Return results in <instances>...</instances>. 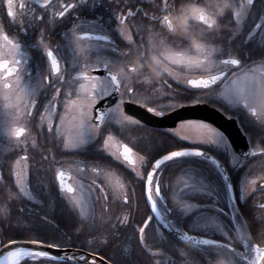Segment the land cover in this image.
<instances>
[{
    "label": "snow or ice",
    "instance_id": "snow-or-ice-1",
    "mask_svg": "<svg viewBox=\"0 0 264 264\" xmlns=\"http://www.w3.org/2000/svg\"><path fill=\"white\" fill-rule=\"evenodd\" d=\"M40 3V0H35ZM123 2V0H122ZM237 0H232L235 7ZM151 14L148 11H129L127 16L121 14L117 17L119 28H122L132 17L134 20L137 14L141 15L142 25L136 30V39L131 30L125 35L119 31L129 52L119 49L115 40L110 39L108 34L97 35L84 31L83 35H77L79 28L76 17L71 33H65L64 44L57 45L59 57L50 48L42 47L45 44V30L51 32L56 27L55 17H65L70 11H79L86 4V0H79V4L72 2H60L58 10H53L52 0H43L41 8H34L28 0H4L3 16L0 17V40L4 45L0 47V91L4 101V117L8 126V134L12 136L20 152L19 164L24 162L21 171L10 170V178L15 177L18 186L17 191L27 195L26 186L28 176H21V172L28 166L30 149L39 151L41 159L49 160L53 165V183L57 185L61 194H68L67 199L76 202V193L80 192L81 201L87 198L93 209V217L90 227H96L94 211L97 204L105 210L115 206V223L111 220L113 228L120 227L121 230L130 228L138 234L140 245L145 251L153 255L149 247L146 232L159 234L160 228L170 229V234L179 242L194 240L197 244L208 246L201 252V264H211L214 256L219 253L225 255L232 253L243 259H248L243 253L236 252V249L229 243H222L216 239H198L196 235H188L190 229H182L179 220L186 219L193 209L204 211L214 209L216 215L211 217L214 226H220V217L226 215L223 207H217L219 195L218 185L201 177L197 183L173 187L168 183L169 178L176 172H185L188 167H196L197 162L204 165H211L214 174L220 178V183L229 202L238 200L235 195L241 187L240 177H230L227 169L221 161L212 154V150L223 151L226 155L235 157L231 152V144L225 133L212 124L206 122V118L193 119L177 115L178 125L167 128L161 139L146 150L140 159V170H137L136 160L133 159L135 145L121 143L122 151H109L110 142L123 137L126 132L134 127H143L140 119L134 118L125 112L126 105H139L146 109L154 117L162 118L170 113H177L181 109H191L198 106H209L230 114H239L247 110L252 117L260 120L264 128V71L259 73L253 70V65L264 64V40L252 48H244V43L255 39L253 29L264 34V0H259L261 11L255 13L254 0H246V4H240V8L251 9L248 13L252 21V28L245 34V41L238 47L224 45L220 25L225 17L231 22L234 15L237 24L243 19L240 10L227 11L223 16L213 17L209 23L205 14H198L195 21L200 22L208 33L204 41H197L189 33L180 37L174 34L171 17L180 11L182 6L203 4L211 9L208 0H149ZM180 3L181 6L177 7ZM236 8V7H235ZM51 10V11H50ZM195 14V13H194ZM51 15L52 20L48 17ZM27 21V24L24 23ZM14 26L15 33H25L20 38H10L4 31L5 25ZM102 27V26H101ZM82 30V29H81ZM39 35V41L36 36ZM236 33L232 35L235 39ZM98 42H104L100 44ZM148 46L145 48V46ZM7 48V52L4 48ZM135 48L137 53L159 55L162 58L165 52L173 65L181 72L187 69H195L198 78H188L186 81L176 80L169 67H164V73L173 79L180 90L172 88V85L163 81L161 83L167 88L165 97L153 98L151 93L142 95L139 86L143 84L144 69H137L130 60L129 54ZM32 49H38L46 56V63L42 70L36 75L29 71L30 57L28 53ZM187 49V50H185ZM195 51L199 56L195 59L188 55V52ZM19 57V58H17ZM61 61L64 67H61ZM143 62V61H142ZM136 85V86H134ZM28 96V102H23L24 96ZM15 98V99H13ZM45 113H51L45 125ZM57 113L61 123H56ZM72 113V129L63 134V120ZM259 113V115H258ZM231 118V115L229 116ZM29 125H32L43 139V144L38 149L37 140L30 139ZM179 129L190 128L195 130L196 136L180 135ZM211 133L204 136L203 132ZM251 143V139H250ZM51 144L56 153L47 145ZM264 138L259 144H252L249 152L244 154V159L236 158L234 167L237 169L245 167L244 160L248 157H256L258 154L264 157ZM259 149V152L256 150ZM49 155H45L44 151ZM72 157L79 167L81 176L77 178L78 183L74 186L70 181L71 176L66 175L62 160L57 156ZM115 164L128 172L129 187L126 189L122 183L120 189H124L123 197L115 195L111 191L108 177L102 175L105 170L111 171V165ZM59 165L60 167H55ZM264 169V164L261 165ZM38 171V170H37ZM252 175V166L243 173L244 180ZM192 177H190L191 179ZM4 180L0 173V181ZM99 181V183H97ZM40 178L36 177L39 184ZM23 183L24 186H19ZM257 184L256 180L251 181ZM143 199L147 212L143 218L136 223H131L128 214L123 210L130 209L135 199L137 187ZM109 189V190H106ZM257 190L264 196V174L259 176ZM10 191V190H9ZM6 193L0 190V199ZM182 196L184 201L191 200L195 195H203L212 198L211 204H198L184 202L170 206V196ZM252 195V193H249ZM29 199L34 197L29 196ZM246 199V198H245ZM12 200L8 195L7 204ZM39 203V201H37ZM5 205L0 211L4 217L3 222L7 224L9 208ZM233 212L229 217L234 221L237 229H243L245 221L242 214L236 210L233 204ZM264 210V203L258 205ZM23 211V209H19ZM45 219V217H41ZM84 221H81L83 223ZM17 229L22 232L31 230L24 222H17ZM234 229L232 225L224 224L221 232L226 239ZM4 239L0 240V264H89L87 256L80 255H52L46 249L62 248L61 244L48 243L32 237L9 235L0 232ZM264 238V233L261 234ZM244 246L249 247L248 240L241 238ZM107 243V241H104ZM176 248L177 244L171 240L165 241L163 236L155 239L154 245ZM255 255L248 259V264H264V247L256 244L251 247ZM91 264H96L93 258Z\"/></svg>",
    "mask_w": 264,
    "mask_h": 264
},
{
    "label": "flooded vegetation",
    "instance_id": "flooded-vegetation-1",
    "mask_svg": "<svg viewBox=\"0 0 264 264\" xmlns=\"http://www.w3.org/2000/svg\"><path fill=\"white\" fill-rule=\"evenodd\" d=\"M245 1L246 0H237L235 5L236 9L241 11L243 17L239 25L237 24L234 15L231 18V22H229L227 17H225L223 23L220 25L219 30L222 33V42L226 46L230 45L232 47H238L241 44V42L245 41V34L248 32L250 28H252V21L248 17V13L252 10L240 8L239 6L240 4H244ZM28 2L34 8H36L38 10V14H40L39 10L41 8V4L43 3V0H40V3H36L35 0H28ZM60 2H64V3L72 2L79 4V0H52V4L54 6L53 10H58V6ZM184 2H187V0H184ZM208 2L211 3L212 0H208ZM254 4H255V13L258 15L261 11V4L259 3V0H254ZM3 5H4V0H0V17L3 16ZM180 6L181 4L178 3L177 7ZM137 10L148 11L151 14L152 9L149 0H123V2L122 0H86V4L83 7H81L79 11H74V12L70 11V13L63 18L58 16L54 18L56 27L53 28L51 32L45 30V44L42 47L50 48L59 57L60 53L57 52V45L64 44L67 42V40L65 39V33H69V34L71 33V31L73 30L72 21L75 20V18L78 16L80 17V20L78 21L79 28L76 29L77 35H83L84 31H89L92 32V34H97V35L108 34L110 36V39L115 40L116 44L119 46V49L121 51L129 52V48L126 46L123 39L119 36V31H123L125 35H127L129 30H131L134 35V39H136L137 38L136 30L142 25L141 15L137 14L134 20L132 19V17H128L127 22L122 28H119V31H118L119 21L117 17H119L121 14L127 16V13L129 11L137 12ZM48 19L52 20L53 17L49 15ZM24 23L27 24V21H25ZM172 23H173L174 34L177 37L182 36L179 32V27L177 22L175 20H172ZM191 24L192 26L190 28L189 34L193 36L197 41H204L208 38V33L204 30V27L200 24V22L192 21ZM4 31L7 34H9L10 38H20L23 35H25V33H20L19 36H17L15 33L14 26L10 27L7 24L5 25ZM234 32L236 33V37L235 39H232V35ZM253 32L255 33L256 38L251 39L248 42H245L244 43L245 49L255 47L260 43L261 40H264V34L259 33V31L256 29H253ZM39 39L40 37L39 35H37L36 40L39 41ZM98 43L103 44L104 42H98ZM3 45L4 42L0 40V47H2ZM147 47L148 46L146 45L145 48ZM4 51L7 52L6 47L4 48ZM136 53L137 52L135 48H133L128 58L130 60H133V56ZM28 55L30 57L29 71L33 75H36L38 70H42L44 68V65L46 63V56H43L42 52L38 49H32L28 53ZM188 55L193 59L199 56V54L196 53L195 51L188 52ZM149 56H151V54H147L145 59H147ZM165 66L169 67L170 71L172 72V75L176 78V80L186 81V79L188 78H198L195 69L190 70L186 68L183 72H181L175 65L172 64L171 61H166L164 63V67ZM61 67L62 68L64 67L63 61H61ZM252 67L253 70L257 73L264 71V64L262 63L255 64ZM144 72L145 75L144 77H142L143 84L139 86V91L142 93V95H148L149 93H151L153 98L165 97V92L168 91L167 88L163 86L161 83H154L155 81L167 80V82L172 85L173 89L180 90V86L177 85V83L173 79L169 78L165 73L161 77H154L147 69H144ZM23 102L27 104L28 102L27 95L24 96ZM163 102H166V97ZM4 111H5L4 101L2 99V91H0V171L4 177V180L0 181V190H3L6 193V195L4 196L5 204H7L8 195H11L12 197L11 203L7 204L9 208L7 224L0 222V232H6L9 235H13V231H12L13 229L11 227L13 226L14 215H18L19 209H23V211H21L23 215H25L26 217L30 216L31 213L30 211H32L31 204H36L38 206L37 216L40 218L53 217V219L69 218L70 220H72L73 217L75 216L74 209H75V204L77 203L73 202L70 199H67L68 194H61L57 185L53 183V173L51 171L53 165L51 163V155H49L46 150L44 151V154L49 155L48 161H44L41 159L39 151L32 149L29 150L28 166L25 168L24 171L21 172V176L25 174L28 176L29 183L26 186L27 195L21 194L17 191L18 186L15 183V177L10 178L9 174H10V170L21 171V169L24 168L23 161H21L19 164H17L16 162L19 159V155H22L23 153H21L19 147H17L15 139L8 134V126L5 123ZM219 111L225 114V116H227L228 118L231 115V118L237 120L239 127L241 128L244 135L247 137L250 148H252V144H259L260 140L264 138V128H262L260 120H257L256 118L252 117L249 113H247V110L239 114H230L222 110ZM125 112H126V106H125ZM51 115H52L51 113H45V125L47 124L48 118ZM133 117L139 119L135 116ZM71 122H72V113H70L69 116L63 120L62 124L71 123ZM56 123H61L59 119V113H57ZM178 123L176 125H178ZM142 124L144 125L143 127L131 128L128 132H126V134L122 138L118 137V139L121 140L120 144L128 143L130 147L133 145L136 146L134 148L133 159L136 160V167L138 171L140 170V159L138 157L143 154L142 150H146L151 146H153L154 144H156L159 141V136H162V134L167 129V128L152 127L145 124L144 122H142ZM29 130H30L29 138L36 139L38 149H40V146L43 144L42 137L38 134V132L35 130V128L32 125H29ZM184 130L185 128L179 129L177 127V131H179L180 135H188L186 132H184ZM61 132L63 134H67V131L66 130L64 131L63 128H61ZM250 139H251V143H250ZM47 147L52 149V153H56V149L51 144H48ZM261 147H264V145H261ZM256 150L259 152V149ZM109 151H111L110 148ZM118 151H122V149L119 147ZM231 152L235 154V157L231 155H226L223 151L217 152L215 150H212V154L215 155L221 161L223 166L227 169L230 177H240L241 187L235 193V195L239 197L238 200H234L232 202L228 201L227 196L224 193L223 186L220 183V178L214 174L213 170L209 171L207 165L200 164L198 169V171L202 176L198 175L199 177L197 178V182L201 177H206L207 181H210L214 185L219 186L217 188V192L220 199L217 204V207H223L226 213V215L219 218L220 226L219 227L214 226L212 223L211 217L216 215L214 209H206L204 211H199V210L192 211L191 213H189L186 219H183L182 221L183 223L181 224L179 223V224L181 225L182 229H190V231L188 232L190 234L200 236L203 238L216 239L222 243H229L233 248L237 246V249L235 248L236 252H240L241 246L243 247L244 243L239 237L240 235L239 229L236 228L235 222L230 221L229 219V217L233 212L232 205L235 204L236 210L240 214H242L243 220L245 221V226L249 234L248 235L249 247L251 248L256 244H260L262 247H264V238H262L261 235L262 233H264V210H261L258 207L260 203H264V196H262L259 190L253 193V189H256L257 184L259 183V176L261 174H264V169L261 168V165L264 164V157H262L259 154L256 157H248L246 160H244L245 167L237 169L234 167L236 158L244 159V157L237 154L232 146H231ZM57 159L63 161L65 172H67L69 176L73 178L70 181V183L76 186L78 181H77V170L75 168L78 167V165L74 162L72 157H68V156L61 157L58 155ZM249 166H252V175H250L247 178V180H244L243 173L248 170ZM55 167L59 168L60 166L56 165ZM193 168L194 167H188L186 169V172H188L190 169ZM111 169H112L111 171L105 170V172H103L102 175H106L108 177V183H109V175L111 173L112 176L114 177V182H115L114 187H111V191H113L114 193L115 191H117L119 195L120 194L124 195V189H120L119 185L123 183L126 189L129 187L128 172L122 167H119L115 164L111 165ZM179 174H181V176H179ZM37 176H39L41 181L39 184L36 183ZM252 180H256L257 184H252L251 183ZM185 182H187L190 185L194 184L192 183V180L190 179L188 174H185V172H176L173 176L169 178L168 181V183H170V185L173 187H176L178 185L182 186ZM97 183H99V181H97ZM19 186H24V185L23 183H21V185ZM131 187H137V186L131 185ZM112 188L115 189L112 190ZM106 190L109 189L106 188ZM78 193L79 191L75 194L76 199ZM249 193H252V195H249ZM29 196L34 197V199H29ZM37 201H39V203ZM169 202L170 205L183 204L184 202L211 204L212 198L203 195H195L191 200L184 201L182 196L177 195V196H170ZM62 203L71 204V206L69 207V212L68 213L65 212L70 216L64 217L61 214L62 211H60V207ZM146 212L147 209L144 205L143 199L140 196L139 189L137 187L133 205L130 208V211H128V213L126 214H128L131 223H136L145 216ZM115 215H116V210H115V206L113 205L110 206L108 210L104 209L102 215L97 213L95 214L94 217L95 220H100L103 221V223H105L106 221L115 219ZM3 220L4 217L0 215V221ZM229 223L232 225L234 230L229 233V237L226 239L225 237L222 236L221 232L223 230V225ZM192 226L196 227V229L194 230L191 229ZM160 231L164 235L163 238L165 241L171 240L173 243L178 242V243L191 244L193 246H199V247L202 246L201 244H195L189 241L179 242L176 238L170 235L162 227L160 228ZM126 232H128V235H130V237L132 234L134 235L133 237L135 238L134 240L136 244L131 245L130 237L129 238H127L128 236L126 237ZM154 235H155V239L157 240L160 239L161 237L160 236L161 234H153L151 231L146 232V237L148 238L149 247L152 248V253H154L157 250H160L163 253V251L165 250L166 255H168L169 257L167 264H174L175 258L177 257L174 248L168 246L167 243H165L164 246L162 247H156L154 245ZM119 236H121L123 239L124 250L129 252L130 251L132 252L134 250L137 256H139L143 260L155 259V257H157V255L150 254L149 252L144 250V248L139 243L138 234L134 232L132 229L127 228L120 231ZM4 238H5L4 235H0V240ZM239 245H241L240 249L238 247ZM146 263L148 264V261H144V264ZM160 263L162 264L163 261Z\"/></svg>",
    "mask_w": 264,
    "mask_h": 264
},
{
    "label": "trees",
    "instance_id": "trees-1",
    "mask_svg": "<svg viewBox=\"0 0 264 264\" xmlns=\"http://www.w3.org/2000/svg\"><path fill=\"white\" fill-rule=\"evenodd\" d=\"M162 136H159V140ZM202 163L197 162V166L193 169H190L187 174L189 177H192V183H197L198 175L202 176L200 172L198 171L199 166ZM207 168L209 171H212V167L210 165H207ZM203 170V169H202ZM181 176V174H179ZM5 199H0V209L5 207ZM182 205V204H181ZM172 206V205H170ZM125 213H128L130 209H124ZM192 211H198V209H193ZM38 218V217H37ZM38 221L35 222V224L32 227L31 230H33L32 233L25 235V237H32L40 240H46L48 243H58L62 246H72L76 248H82L89 252L93 253H101L104 256H106L108 259H110L115 264H144V261H148V264H161L160 262H164V257L166 254V251L164 250L162 254L157 255L155 259H149V260H143L139 256H137L136 252L133 250L132 252L126 251L123 248V239L121 236H119L120 227L113 228L111 226V223H108L106 221L103 223V221H100L97 223L98 228H102V235L98 234H90L86 235V237L78 235V236H72L71 239H66L63 235V233L59 232V227L57 224H48L47 222L41 219H37ZM35 221V220H34ZM182 220H179L178 223H183ZM73 222V221H72ZM79 220H74V224H77ZM112 223H115V219L111 220ZM56 227L58 229V232H54L50 229ZM191 229H196V227H193ZM128 236V237H127ZM132 234L131 237L128 235V232H126V237L131 240V245L136 244L135 238ZM122 239V240H121ZM107 240V243H104V241ZM177 247L174 248L176 258L174 264H201L202 256L201 252L204 248L207 246H193L191 244L187 243H178ZM239 245V249H240ZM237 249V246L235 247ZM240 253H243L245 256L251 257L252 253L250 247H242ZM220 255L225 256V258L230 259L233 264H248V259H243L239 256H235L232 253H229L225 255L224 253H219ZM218 255V254H217ZM216 255V256H217ZM213 259H215V257ZM212 259V260H213ZM44 264H47V262H44ZM60 264H68V262H60ZM147 264V263H146ZM163 264V263H162Z\"/></svg>",
    "mask_w": 264,
    "mask_h": 264
},
{
    "label": "water",
    "instance_id": "water-1",
    "mask_svg": "<svg viewBox=\"0 0 264 264\" xmlns=\"http://www.w3.org/2000/svg\"><path fill=\"white\" fill-rule=\"evenodd\" d=\"M126 112L139 118L145 124L157 128L173 127L179 122V120L177 119V115L193 119L206 118V122L214 125L219 130L225 133V135L228 137L231 146L237 154L244 157V154L249 152V150L251 149L247 137L244 135L241 128L239 127L237 120L234 118L226 117L221 111L217 110L214 107L198 106L191 109H181L179 111V114L173 112L170 113L169 116L162 118L154 117L152 114L148 113L146 109L139 107V105H126ZM66 174L68 173L66 172ZM162 228L170 234V229L163 226ZM188 235L193 234L188 233ZM197 238L205 239L200 236H197ZM185 241L196 243L194 240L186 239ZM46 250L49 251L50 254L58 256H64L65 254L69 256L85 254L88 258H94L99 264H114L109 259L99 253H92L81 248L62 246V248H51Z\"/></svg>",
    "mask_w": 264,
    "mask_h": 264
},
{
    "label": "rangeland",
    "instance_id": "rangeland-1",
    "mask_svg": "<svg viewBox=\"0 0 264 264\" xmlns=\"http://www.w3.org/2000/svg\"><path fill=\"white\" fill-rule=\"evenodd\" d=\"M244 4H246V1L244 2ZM72 125H73V121L71 123H65L63 124V130L67 131V133L72 129ZM184 132H186L188 135H191V136H196L197 133L195 132V130L193 129H190V128H185ZM204 136H208V135H211V133H208V132H204L203 133ZM120 142L121 140L117 139L114 140V141H111L110 142V150L111 151H118L119 150V147H120ZM140 157V156H139ZM138 157V158H139ZM77 170V178L80 177V172H79V167H76L75 168ZM78 181V180H77ZM109 184L111 187H114L115 185V182H114V177L112 176V174L110 173L109 175ZM115 188H112V190H114ZM115 195L119 196V197H123V194H118L117 191H115ZM76 203L75 204V213H74V217L72 220H70L69 218H58V219H53V217H46V220L44 219L45 222H47L48 224H53V225H58L60 226L59 227V232L63 233L64 237L66 239H71L72 236H78V235H81V236H84L86 237V235H90V234H98V235H102V228H98L97 226V223L100 221V220H95V224H96V227L93 229L92 227H90V223H91V220H92V217H93V209L91 207V205L89 204L86 196L85 198L81 201V197H80V192L78 193L77 195V199H76ZM32 205V211H30V216L26 217L25 215H23V213L19 210V214L18 215H14L13 217V226L11 227L13 230V235L19 237V236H25L27 234H30L33 232V230H30V231H27V232H22L20 231L19 229H17V222L18 221H22L24 222L25 225H29L30 227L33 226L35 224V222H37L38 220L37 219H41L40 217H38V206L36 204H31ZM71 206V204H67V203H62L61 207H60V211H62V215L65 217V216H70L69 214H66L69 212V207ZM73 206V204H72ZM36 209V210H35ZM17 212V211H16ZM66 212V213H65ZM104 212V209L101 207V205H96V208H95V211H94V216L95 214L99 213L100 215H102V213ZM38 217V218H37ZM79 220V222L77 224H74V220ZM35 220V221H34ZM43 220V219H41ZM73 221V222H72ZM81 221H84L83 223H81ZM32 229V227H31ZM53 233L54 232H58V229L56 227H53V228H50ZM159 234H161L160 236H163L164 235L161 233V231L159 232ZM239 237L242 238H246L248 240L249 238V234L247 232V229H246V226L244 225V228L243 229H239ZM242 240V239H241ZM154 253H159V254H162V252L160 250H157L155 251ZM255 253L253 252V256L252 258L254 257ZM168 255L165 254V257H164V262L163 264H167L168 262ZM249 259H251V257H249Z\"/></svg>",
    "mask_w": 264,
    "mask_h": 264
},
{
    "label": "clouds",
    "instance_id": "clouds-1",
    "mask_svg": "<svg viewBox=\"0 0 264 264\" xmlns=\"http://www.w3.org/2000/svg\"><path fill=\"white\" fill-rule=\"evenodd\" d=\"M210 4L211 9L205 7L203 4L185 5L180 8L177 14L171 17L172 20L177 22L181 35L189 33L192 26L191 22L196 20L198 14H205L210 23L213 17L218 18L223 16L229 10H238L234 7L232 0H212ZM166 61H170L167 52H165L164 58L159 55H151L147 59H145L144 53H136L132 60L137 69H147L154 77H161L164 75V63ZM0 211H2V209H0ZM211 264H233V262L225 258V256L218 254L215 259L211 261Z\"/></svg>",
    "mask_w": 264,
    "mask_h": 264
},
{
    "label": "bare ground",
    "instance_id": "bare-ground-1",
    "mask_svg": "<svg viewBox=\"0 0 264 264\" xmlns=\"http://www.w3.org/2000/svg\"><path fill=\"white\" fill-rule=\"evenodd\" d=\"M80 255H84L86 256L85 254H77L76 256H80ZM89 259V264H91L93 258H88ZM96 261V260H95ZM96 264H99L97 261H96Z\"/></svg>",
    "mask_w": 264,
    "mask_h": 264
}]
</instances>
